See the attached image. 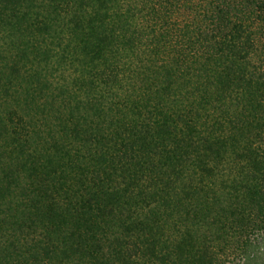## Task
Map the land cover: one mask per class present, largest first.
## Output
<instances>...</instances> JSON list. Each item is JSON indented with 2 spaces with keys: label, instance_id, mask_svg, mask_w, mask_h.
<instances>
[{
  "label": "trees",
  "instance_id": "1",
  "mask_svg": "<svg viewBox=\"0 0 264 264\" xmlns=\"http://www.w3.org/2000/svg\"><path fill=\"white\" fill-rule=\"evenodd\" d=\"M0 264H264V0H0Z\"/></svg>",
  "mask_w": 264,
  "mask_h": 264
}]
</instances>
